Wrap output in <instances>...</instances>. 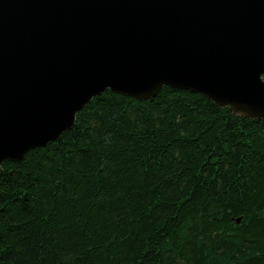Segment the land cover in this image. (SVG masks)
<instances>
[{"label": "trees", "instance_id": "16d2710c", "mask_svg": "<svg viewBox=\"0 0 264 264\" xmlns=\"http://www.w3.org/2000/svg\"><path fill=\"white\" fill-rule=\"evenodd\" d=\"M0 264H264V117L104 91L3 161Z\"/></svg>", "mask_w": 264, "mask_h": 264}, {"label": "water", "instance_id": "95a60500", "mask_svg": "<svg viewBox=\"0 0 264 264\" xmlns=\"http://www.w3.org/2000/svg\"><path fill=\"white\" fill-rule=\"evenodd\" d=\"M166 86L263 118L264 0H0V171L104 91Z\"/></svg>", "mask_w": 264, "mask_h": 264}]
</instances>
